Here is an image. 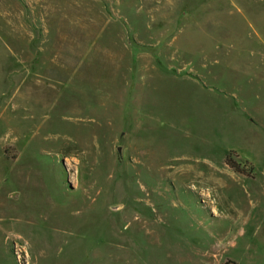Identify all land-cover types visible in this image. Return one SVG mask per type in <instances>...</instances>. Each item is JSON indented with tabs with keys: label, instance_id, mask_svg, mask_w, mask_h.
I'll list each match as a JSON object with an SVG mask.
<instances>
[{
	"label": "rangeland",
	"instance_id": "obj_1",
	"mask_svg": "<svg viewBox=\"0 0 264 264\" xmlns=\"http://www.w3.org/2000/svg\"><path fill=\"white\" fill-rule=\"evenodd\" d=\"M0 264H264V0H0Z\"/></svg>",
	"mask_w": 264,
	"mask_h": 264
},
{
	"label": "trees",
	"instance_id": "obj_2",
	"mask_svg": "<svg viewBox=\"0 0 264 264\" xmlns=\"http://www.w3.org/2000/svg\"><path fill=\"white\" fill-rule=\"evenodd\" d=\"M225 164L237 174H241V175L246 176V177H252V175H253L252 168H250L247 171L242 170L235 161H232L231 155L227 156V158L225 159ZM246 164H248V163H246Z\"/></svg>",
	"mask_w": 264,
	"mask_h": 264
},
{
	"label": "bare ground",
	"instance_id": "obj_3",
	"mask_svg": "<svg viewBox=\"0 0 264 264\" xmlns=\"http://www.w3.org/2000/svg\"><path fill=\"white\" fill-rule=\"evenodd\" d=\"M7 15V14H6ZM4 16V15H3ZM15 97H17V94H15ZM14 97V98H15ZM17 107H14V109H16ZM182 170H184V169H182ZM189 171V170H188ZM197 191V190H196ZM244 228V227H243ZM222 241V240H221ZM220 243V242H219ZM221 244V243H220ZM226 246V245H225ZM218 248V247H217ZM226 248V247H225ZM220 249V248H219Z\"/></svg>",
	"mask_w": 264,
	"mask_h": 264
},
{
	"label": "crops",
	"instance_id": "obj_4",
	"mask_svg": "<svg viewBox=\"0 0 264 264\" xmlns=\"http://www.w3.org/2000/svg\"><path fill=\"white\" fill-rule=\"evenodd\" d=\"M7 15H4V17L6 18V17H10L11 16V14L10 13H6ZM9 26H10V24H8ZM12 25V24H11Z\"/></svg>",
	"mask_w": 264,
	"mask_h": 264
},
{
	"label": "water",
	"instance_id": "obj_5",
	"mask_svg": "<svg viewBox=\"0 0 264 264\" xmlns=\"http://www.w3.org/2000/svg\"><path fill=\"white\" fill-rule=\"evenodd\" d=\"M70 191H73V189H70Z\"/></svg>",
	"mask_w": 264,
	"mask_h": 264
}]
</instances>
